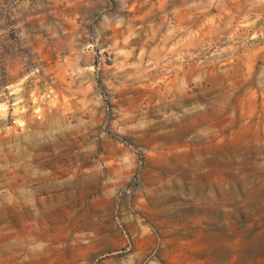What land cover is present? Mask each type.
I'll list each match as a JSON object with an SVG mask.
<instances>
[{"label":"rangeland","instance_id":"1","mask_svg":"<svg viewBox=\"0 0 264 264\" xmlns=\"http://www.w3.org/2000/svg\"><path fill=\"white\" fill-rule=\"evenodd\" d=\"M0 264H264V0H0Z\"/></svg>","mask_w":264,"mask_h":264}]
</instances>
